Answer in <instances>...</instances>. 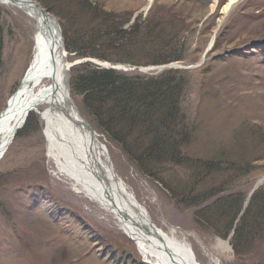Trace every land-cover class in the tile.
I'll return each instance as SVG.
<instances>
[{
	"label": "rangeland",
	"instance_id": "374dc122",
	"mask_svg": "<svg viewBox=\"0 0 264 264\" xmlns=\"http://www.w3.org/2000/svg\"><path fill=\"white\" fill-rule=\"evenodd\" d=\"M35 1L45 9L43 4L48 3L58 14L64 7H73L67 0H60L59 4L54 0ZM94 1L116 11L131 10L134 16L143 18L154 5H174L187 15L181 39L186 46V59L132 66L91 56L77 57L65 46L70 74L73 67L88 62L100 68L137 69L155 75L175 67L172 65L197 69L205 62L222 59L223 56L217 55L224 54V61L213 62L210 78L209 75L205 78L206 83L209 80L211 83L201 86L194 82L189 93L187 111L199 127L189 153L209 156L213 143L234 145L241 139L239 133L242 134L246 122H252L253 118L264 125V0H238L229 11H224L228 0ZM49 12L62 27L57 15ZM32 23L17 6L0 3V113L28 65L33 46ZM220 34L224 35L222 41L229 44L226 46L229 52L212 50V39ZM105 63L114 67H105ZM71 93L82 117L106 144L115 173L145 208L151 221L169 233L175 230L178 238L193 249L200 264H241L233 249L234 231L250 202L247 199L251 190L264 173L257 174L252 183L231 231L233 235L219 236L197 223L195 207L176 203L161 184L145 175L120 143L94 125L81 97L73 94L72 89ZM33 115L34 127H27V120L0 161V264H156L141 254L114 215L79 191L49 157L42 119ZM166 166L162 177L170 180L185 177L182 168L173 170ZM246 183V180L241 183L243 189L248 187ZM220 240L227 241L230 249H223ZM254 251L251 260L264 255V248Z\"/></svg>",
	"mask_w": 264,
	"mask_h": 264
},
{
	"label": "trees",
	"instance_id": "16d2710c",
	"mask_svg": "<svg viewBox=\"0 0 264 264\" xmlns=\"http://www.w3.org/2000/svg\"><path fill=\"white\" fill-rule=\"evenodd\" d=\"M54 2L59 4L60 0ZM67 3L73 7H64L59 14L48 3L43 5L60 19L65 46L77 57L91 56L132 66L186 59L181 39L187 15L174 5H154L143 18L134 16L131 10L106 8L94 0ZM223 36L216 37L212 50L229 52ZM217 56L223 57L213 62L224 61L226 55ZM213 62L197 69H165L155 75L84 62L72 68L70 85L73 94L81 97L94 125L120 143L145 175L161 184L176 203L195 207L197 223L227 237L257 174L264 173V125L253 118L239 133L243 140L234 145L213 143L209 156L189 153L199 128L187 111L189 93L194 82L201 86L211 83L205 78L211 75ZM27 120V127L33 128L34 115ZM165 166L182 168L185 177L176 178L179 183L162 177L167 171ZM244 180L248 187L243 189ZM232 243L241 264H264V255L251 260L254 250L264 248V184L251 196Z\"/></svg>",
	"mask_w": 264,
	"mask_h": 264
},
{
	"label": "bare ground",
	"instance_id": "6f19581e",
	"mask_svg": "<svg viewBox=\"0 0 264 264\" xmlns=\"http://www.w3.org/2000/svg\"><path fill=\"white\" fill-rule=\"evenodd\" d=\"M236 2L228 0L224 11H229ZM0 3L17 6L33 22L28 65L0 113V161L28 117L38 114L49 157L79 191L114 215L145 258L156 264H200L193 249L178 238L175 230L169 233L156 226L145 208L131 199L133 194L108 164L106 144L98 136L92 138L72 97L71 64L56 19L35 1L0 0ZM144 214L150 223L145 222ZM220 245L230 249L227 241L220 240Z\"/></svg>",
	"mask_w": 264,
	"mask_h": 264
},
{
	"label": "water",
	"instance_id": "95a60500",
	"mask_svg": "<svg viewBox=\"0 0 264 264\" xmlns=\"http://www.w3.org/2000/svg\"><path fill=\"white\" fill-rule=\"evenodd\" d=\"M29 1H31V2H34L35 0H29ZM35 2H37V1H35ZM38 3V5L42 8V10L47 14V15H51V16H53L47 9H45V8H43L42 6H41V4H39V2H37ZM55 19H56V17L55 16H53ZM56 21L58 22V20L56 19ZM58 25L60 26V24H59V22H58ZM60 29H61V27H60ZM105 65V67H107V66H113V65H110V63L108 64V63H105L104 64ZM172 66H175L176 68H185V67H182V66H179V65H172ZM114 67V66H113ZM116 67H118V66H116ZM120 68V67H119ZM69 79H70V76H69ZM82 116V115H81ZM84 119V118H83ZM85 120V119H84ZM85 125H86V127H87V129L89 130V132H90V134L92 135V138L93 139H95V136H97L98 134H97V132L95 131V129H94V127L88 122V121H86L85 120ZM105 157H106V155H105ZM107 161H108V164H109V166H111V169L114 171V169H113V166H112V163H111V161H110V159L108 158L107 159ZM114 174L116 175V173H115V171H114ZM264 183V177L262 178V179H260L256 184H255V186L253 187V189L251 190V192H250V194H249V197H248V199L247 200H249L250 199V197L252 196V194L262 185ZM131 199H133L135 202H137V200H136V198L133 196V195H131ZM145 215V214H144ZM144 219H145V222L146 221H149V223H150V219H149V217L148 216H144ZM147 223V222H146ZM231 235H233V233H231Z\"/></svg>",
	"mask_w": 264,
	"mask_h": 264
}]
</instances>
